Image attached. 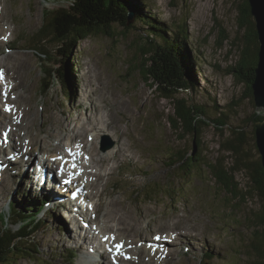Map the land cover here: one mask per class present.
<instances>
[{
    "label": "rangeland",
    "instance_id": "rangeland-1",
    "mask_svg": "<svg viewBox=\"0 0 264 264\" xmlns=\"http://www.w3.org/2000/svg\"><path fill=\"white\" fill-rule=\"evenodd\" d=\"M0 1L4 4V7L0 6L4 8L6 13L0 20H4L2 22L4 26L0 25V28H2L0 39L3 41L9 39L10 44L16 45L10 40L12 35V39L17 38L15 39L17 43L21 42L18 43L20 48L6 49L5 53L15 52L12 55L14 60L24 65L23 73L25 77H23V84L26 89L25 95L30 98V103L24 105L20 99L14 104V100L8 97L7 100L10 103L7 102V108L2 109H8L6 111H9L11 106H15L19 115H26L31 105L36 129L51 128L53 122L55 125L54 131L57 129L60 131L63 126L71 130L73 126H78L84 122L85 120H82L85 116L84 111L89 115L92 106L97 105L101 109L106 105L102 109V113L108 112L110 114L108 119H111L109 127L111 130L98 133L90 132L88 134L87 138L89 140L93 139V142L97 143V151L95 150V144L92 143L87 148L88 151L86 149L83 151L82 164L73 168L74 171L77 170L78 166L83 165H91L94 170L97 169L90 163V149L94 148L95 153H97L96 156L104 155L99 149L100 139L103 136H107L114 141V147L110 149L112 151H115L119 144L114 132L121 143L132 146L121 145L120 151L115 154L129 155L130 158H133L132 155L134 154L135 158L130 164H113L110 161V164L107 165L111 168L105 169L108 157L98 161L100 169L104 172L108 173L114 169L113 178L115 180H113L112 185L106 187V192H109L110 195L113 193L112 200L115 201V205L110 207V198L104 195L99 196V193L93 189H91V192L86 185L85 193L94 205V212H88V214L93 216L95 214L97 222H99L100 215L107 221L108 213L112 217L111 212L120 209L129 212L128 217L141 219V222L143 221L145 224L150 221V228L145 231L142 239H126L128 242L133 240L152 241L151 238L153 237L150 236L152 235L150 233L157 234L156 236L161 234L163 227L158 225L162 224L164 218L180 216L182 218L180 222L185 223L184 226H195L194 232L196 230L197 232L193 235L198 238V243L202 246L205 245V247L201 251L196 250L190 253V247L187 244L179 245V240H174L172 243V235L169 230H166L163 235L167 244L165 247L168 250L164 251L167 252V255H162V258H168L166 260L170 262H166L170 264H255V262L263 264L264 257L261 258L254 252L252 244L256 242V236L264 242V224L261 226L260 219L256 217L260 212H264V200H261L255 192L252 196L245 194L244 200L234 198L233 195L224 192L219 187L207 167H202L196 171L194 169L185 181L177 179V177H181L182 173L175 172L174 167H168L167 162L170 159L165 161L162 157L168 153V150L181 152L184 149V151H189L188 155H190L192 153L190 151V148L192 150V143L189 136L179 139V135L170 128L168 116L172 114L171 103L167 99L161 98L156 88L150 85V81L147 82L144 79L143 67L139 66H143L145 62L137 51L138 46L142 44L138 40H145L140 26L134 30H126L118 25L111 26L110 34H92L79 43L73 56L61 57L56 53L57 43L49 40V35H42L39 32V28L43 24L42 11L45 9L47 13H50L55 9H68L72 5V0H51L49 3L40 0ZM141 1L154 17L160 19L161 22L163 21L169 30L175 31L174 34H176L178 41L186 40L190 54L192 56L196 55L200 61V63H196V70L201 71L196 89L192 92H180L178 98H188L190 104L203 108L206 113L205 118L210 122L217 123L218 118L222 119L223 123H220L222 125L209 124L210 126H204L201 133L204 143L200 149L204 150L207 163H214L217 160L220 162L225 161L226 165L231 163L232 160L227 158L230 155L228 152L222 151V145L234 137L230 134V131L234 128H240V134L242 133L244 138L243 149L248 154V160H257L260 156L255 145V131L253 130L255 129V123L252 117L254 114L261 116V112L255 109L254 101L248 95L247 72L235 74L229 71L236 67L241 60L242 50L246 45L247 31L246 29H239L237 21L239 17L238 7L242 4V0ZM129 4H132L131 1H129ZM132 17V10L130 9L129 18ZM8 23L11 25H8ZM132 23L133 21L130 19V24ZM8 28H16L15 33L7 36L6 31ZM223 36L226 39L222 40L221 37ZM220 42L221 45H219ZM21 48H25L23 52H20ZM40 54H45V56ZM134 59H136L135 64H140L137 66V71L133 67L128 69ZM63 65L67 70H70L73 66V75H70L69 79L74 78L72 83L74 89L72 96L76 95L73 98L74 101L71 100L70 95L59 88L56 81L54 86L49 90L46 89L50 78H52V73L49 74V71L51 69L59 71ZM42 70L47 71V78L45 77V79ZM83 83L84 88H86V84L93 85L96 88L95 92L92 95H84L81 91ZM3 88L5 87L0 82V91L5 92ZM42 89H44L43 93H41ZM14 91L9 95L14 94ZM17 92L22 93L23 89L19 88ZM1 103L0 100V107H2ZM13 112L15 114L16 111ZM93 114L95 113L93 112ZM1 117L0 113V119ZM93 118L95 119L94 115ZM3 123L5 129L11 128L7 122L3 121ZM0 128L2 129L1 125ZM5 129L1 132H5ZM65 132H69L70 139L71 131L62 130L58 133L55 132L56 137L50 141V144L56 147L54 145L57 144L58 135L61 144ZM2 133L0 135V160L2 161L0 166L2 167V176H4L2 178L6 177V181H10V185L3 186L5 194L0 195V212L7 208L8 202L12 201L14 195H16L14 198L16 203L11 205L17 208L21 207L19 201L21 195L20 192L17 193V185L23 174V166L21 170H16L14 173L8 170L5 171L6 169L3 170V168H7L5 162L8 159L18 158L13 152H17L21 157L30 153L22 154L19 149H27L25 141L31 130L23 127L22 123L21 138H19L21 143L19 145L16 144L14 139H7L8 144L1 140L5 137ZM45 136V133L40 135L43 139L46 138ZM61 138L62 141H60ZM89 140H87V144ZM36 149L39 153L44 154L40 146ZM61 149V151L65 150L63 147ZM7 153H9V156L4 157L3 155ZM60 155L62 154L58 153V157H56L59 158V161ZM64 155L66 154H63L62 158L65 157ZM46 158L49 159L47 156ZM24 163L26 162L17 161L13 165V170L18 169V165ZM58 168H56L54 174L58 173ZM35 169L34 166L33 170ZM16 172H19V175L13 177L12 175ZM60 181L62 182V180ZM0 182L2 183V180ZM107 182H112V180L107 179ZM235 182L239 185V190L244 193L251 189V180L245 172L237 173ZM103 185L104 183H102ZM168 185L173 186L170 193L167 189ZM43 186L51 191L50 186ZM52 192L61 197V193ZM168 194L172 195L173 199H168L165 196ZM66 197L68 198V196ZM55 201L58 200L50 199V203ZM81 201L83 202V200ZM57 207L60 208V213L57 209L58 212H55L57 216L46 218L48 226L51 225L52 228L50 226L49 229L44 227L31 236L29 238L31 240L21 242L19 245L25 246L29 251H25L27 254H24L21 259H18L19 254L17 253L13 257H7V264H42L50 261L53 264H61L64 261L60 256L63 250H76L77 248V244L70 243V241L76 240L75 242H77V239L84 235L86 241L83 239L82 242L81 240L78 246L79 252L76 250L77 255L75 258V264H82L81 261H84V259L81 258L80 251L83 252V258L88 256V246L93 251L91 242L95 243V238L91 242L88 241V238H93V236L91 238V234L94 227L98 228L100 234L103 230L95 222L89 228L85 226L88 232L85 229L82 232V228L80 229L78 226H80V222L86 225L84 220L81 221L80 218L81 220L78 223V218L72 217L71 213L69 214L65 210V207ZM62 209L65 210L64 213ZM96 209H98L97 216ZM58 218L60 221H58ZM63 221H66L68 228L71 229H67L66 232L69 243L63 242L64 233L63 236H60L56 231L57 228L55 229L57 225L62 226L61 222ZM167 221L171 224L170 218ZM257 224L260 226L257 227ZM109 225L112 227L109 232L114 233L115 231L117 235L120 234L123 237L122 232H118L120 231L119 227H122L121 225L118 226L113 220H110ZM184 226H181V228ZM15 227H13V230H15ZM7 228L12 229L10 225ZM97 228H95V233L98 235ZM69 231L71 232L69 233ZM256 231L258 235L255 233ZM107 233L103 234V238L107 239ZM130 233L134 232L129 231L124 234ZM140 233L142 232L138 234ZM186 236L190 237L192 235ZM109 237L112 239L114 235L110 234ZM121 237L117 236V239L123 241ZM164 241L162 238L159 239L160 245H164ZM153 244L157 245L155 242ZM192 244L197 246L196 243ZM35 245L38 246L37 253L33 250ZM130 248L127 246V249ZM147 248L151 249L152 247L145 245L138 250H148ZM131 250L133 249L131 248ZM110 251L112 252V249ZM204 252L212 254V258L209 260L208 258L207 260L204 259ZM201 254L203 255L201 256ZM144 255L150 258V255L146 253ZM138 258L137 263L143 264L141 258L140 260ZM143 260L146 259L143 258ZM154 261L156 262V260ZM88 264L93 263L88 262ZM121 264L124 263L121 262ZM127 264L134 263L129 261Z\"/></svg>",
    "mask_w": 264,
    "mask_h": 264
},
{
    "label": "trees",
    "instance_id": "trees-1",
    "mask_svg": "<svg viewBox=\"0 0 264 264\" xmlns=\"http://www.w3.org/2000/svg\"><path fill=\"white\" fill-rule=\"evenodd\" d=\"M72 2L68 9H55L50 13H45L42 28L39 31L42 35H49V40L57 43V52H55L61 57L73 56L72 53L78 44L92 34H110V27L114 25L121 26L126 30H134L140 26V29L143 30L145 40H138L142 44L138 46L137 51L145 63L143 66H139L140 64H135L136 59H134V64L131 62L128 69L133 67L137 71V66L143 67L144 79L147 82L150 81V85L156 88L160 97L167 99L172 105V114L168 116L170 128L179 135V139L186 136L191 138L192 150L190 148V151L192 153L190 155H188L189 151L183 149L181 152L168 150V153L162 156L165 161L170 159L167 162L168 167H174L175 172L182 173L181 177L179 176L177 179L185 181L194 169L196 171L207 167L219 187L224 192L233 195L234 198L244 200L245 194L252 196L255 192L261 200H264V169L261 166L260 157L255 161L248 160V154L243 149L244 138L242 133L240 134V128L232 129L230 134L234 137L222 145V151L228 152L230 155L227 156L232 160L230 164L226 165L225 161L218 160L214 163H207L204 150L200 149L204 143L201 136L204 126H210L209 124L212 123L219 126L223 122L221 118H218L217 123L208 121L203 108L190 104L188 98H178L180 92H192L196 89L199 76L196 63H200V61L196 55L190 54L186 40L178 41L174 34L175 31L169 30L163 21L154 17L140 4V6L132 5L133 19L129 18L130 9L124 0H72ZM136 2L139 3V1ZM238 10V27L247 31L246 45L242 50L241 60L236 67L229 71L235 74L247 72L248 95L253 100L251 85L255 78L254 69L258 60L259 43L255 22L250 14L247 0H242ZM130 19L133 21L132 24H130ZM221 38L222 40L226 39L225 36ZM66 70L64 65L59 71L51 69L49 74L52 73V78H50L48 87L46 85V89L49 90L54 86L55 81L63 91L67 89L69 83L66 78V73H68ZM67 75L69 76V73ZM252 119L256 123L264 118L254 114ZM253 130L255 131V129ZM239 172L247 173L251 180V189L246 193L240 191L239 185L235 182L236 174ZM167 189L170 193L173 186L168 185ZM165 196L168 199H173L172 195ZM26 204L25 201L22 202V205ZM12 214L11 225L15 227L18 226V222L21 224L16 230L8 229L3 219H0V264H7L6 258L13 257L15 253L19 254L18 259L27 254L25 251H29V249L19 244L31 240L29 238L41 231L43 227L41 222L36 223L35 219L28 217V214L22 212V209L19 213L13 211ZM256 217L260 219L262 226L264 212H260ZM260 225L257 224V227ZM252 245L254 252L263 258V240L256 236V242H253ZM37 249L38 246H33L35 253H37ZM255 264L258 263L255 262Z\"/></svg>",
    "mask_w": 264,
    "mask_h": 264
},
{
    "label": "bare ground",
    "instance_id": "bare-ground-1",
    "mask_svg": "<svg viewBox=\"0 0 264 264\" xmlns=\"http://www.w3.org/2000/svg\"><path fill=\"white\" fill-rule=\"evenodd\" d=\"M0 5H2L4 7V4L1 3V1H0ZM0 15H1L0 20L6 15L4 8L2 9ZM9 25H11V24L9 23ZM1 29L2 28H0V35L2 34ZM15 31L16 30L14 28H9L6 31V34H7V36L10 34H14ZM19 45L20 44H16V45L10 44L9 39H4V41L0 39V55H1L0 56V75H1L0 82H1L2 86L5 87V88H3V89H5V92L0 91V95L3 97L2 98L0 96V100L1 101L3 100L6 108L8 106L7 102L10 103V101L7 100L8 97L11 100H14V102H13L14 104H16L17 100H19V99L24 103V105L25 104L27 105L28 103H30V98H27L25 95L26 89H25V86L23 84V80H24L23 77H25V75L23 73L24 65L22 63L16 61V60H14V57L12 55L15 52H12L9 54L7 52L5 53V51H4L5 49H8V50L18 49V48H20ZM24 49L25 48H21L20 52H23ZM19 88L23 89L22 93L17 92V89H19ZM95 89L96 88L93 85H87V84H86V88H84V83L81 86V91L84 93V95L85 94H91L92 95L95 92ZM13 91H14V94L9 95ZM71 100L74 101L73 99H71ZM105 106L106 105H104L101 109H99V107L97 105L92 106V108H91L92 111L89 115L86 111L84 113L85 116H83L82 120H85V121L82 122L81 124H79L78 126H73V128H71V130L67 129L66 126H63L60 131H62V130L71 131V135H70L71 140L69 139V134H68L69 132H65L63 141H62V138L60 139V141H62V143L60 144V142H59L60 136L58 135L57 140H56L57 144L54 145L58 148V152H57V148L53 147L50 144V141L56 137L55 132L58 133L60 131H58V129L54 131L55 125L53 122L51 123V128H48V129L47 128L46 129L38 128V129H36L35 123H34L33 111H32L33 108L31 105L29 106V110H28L26 115H24V114L19 115L17 113L18 109L15 108V106H11V110H9V111H6V110H3L0 108L1 109L0 113L4 119L3 121L7 122L9 124V126L11 127L8 130L5 129L4 123H3L2 117H1L0 125L2 126V129L0 128V135L2 133L1 131L3 129H5V132H3L5 135L4 141L7 143V139H9V140L14 139L16 144L19 145L21 143L19 138H21L20 131L22 129V123H23V127L27 128V130H31V133H29V135L27 136L26 141H25V145H26L27 149L26 150L19 149V150L21 151L22 154H27L30 152L27 155L28 157H30L34 153L39 154L36 156V159H39L42 155V157L37 161V163H36V160L33 162L26 160V163L19 164L18 169H14V170H13V165H15V163H17V161H19V160L14 161V158L9 157L10 159H8L5 162V164H7L6 165L7 170L11 173H14V171L21 169L22 166L24 167V168L22 167L23 174H22L21 178L19 179V183L17 185V193L18 192H21V193L25 192V189H26L25 188V181H27V183L30 186H33L44 197H46L48 199L58 200V201L54 202L57 206L63 207L62 206L63 202L62 203L60 202L61 199H64V198H66L67 200L69 199L68 200L69 203L67 201H65L66 203L69 204V207L65 206V210H67L69 214L71 213L72 217H75L76 219L78 218L77 219L78 223L80 222L81 219H82L81 221L84 220V223L86 224V225H84V229L87 232H88V230H87V228H85V226L86 227L88 226V228H89V226H92L93 223H95V222L98 223V225L100 226V229L103 230L102 231V238H103V234H106V232H109L112 229L111 225H109L110 220L115 221L118 226H120V225L122 226V227H119L120 231H118V232H122L123 237H121L120 234L117 236L121 237V239L124 241V242L123 241H121V242L124 243V248L127 249V246H129L131 248L133 246H135L137 241L133 240L131 242L130 241L128 242L126 239H129V240H130V238L131 239L132 238L142 239L143 235L145 234V231L150 228V221H148V224H145L143 221L141 222V219L139 220L137 218L128 217L129 212L122 211L120 209H116V210L111 212L112 217H110V213H108V220L107 221H105V219H103V217L100 215L99 216V222H97L95 219V214H94V216L91 214H88L87 207H86V205L84 206L85 201L88 199V195H86V193H85V187L88 186L87 188H89L90 191H91V189H93L94 191H97L99 193V196L104 195V196L110 198L111 203L109 204V206L113 207L115 205V203H114L115 201L112 200L113 193L111 192L112 195H110L109 192H106V189H107L106 187L109 185H112L113 180H115L113 178V175H114L113 170L114 169L112 171L106 173V172H104V170L100 169L98 161L108 157V163H106V165L110 164V161L113 164L114 163L130 164V162L134 160L135 155L134 154L132 155L133 158H130L129 155L120 154V153L115 155L117 152L120 151V149L122 147L121 145H125V144L121 143L119 141L116 133L113 131L114 136L117 138L118 143H119L117 146V149H115V151L110 150V151L104 153V155L101 154V155L96 156L97 153H95L94 148L90 149V155H89V159L91 160L90 163L94 166V168L97 167L96 170H94L91 165L78 166L76 171L73 170V164L75 165V167H77V165H79V164H82L81 157H83V151L85 149H86V151H88L87 148H89V146L92 143H94L93 139L89 140V138H87L88 134L90 132L98 133V132L111 130V128H109L111 119L110 118L108 119L110 114L108 112L102 113V111H103L102 109H104ZM14 110L16 111L15 114H13ZM93 112L95 113V114H93L95 116V119L93 118V115H92ZM97 118L100 121L96 120ZM108 121H109V123H108ZM32 132H35V133H32ZM43 133L46 134V136H45L46 138H44V139L40 137V135ZM16 137H18V138H16ZM90 137L94 138V136H91V135H90ZM87 140H89L88 144H87ZM96 144H95V150H96ZM38 146L41 147V150H43L44 154L49 159H47L44 154L39 153L38 149H36ZM125 146L129 147L130 145L127 144ZM62 147L66 150V152L61 151ZM130 147H132V146H130ZM76 148L79 151H81L80 156H74ZM34 149H35V151H33ZM31 151H33V152H31ZM70 152L72 153L71 155L69 154ZM13 153H15V152H13ZM58 153H61L62 155L63 154H66V155H64L65 156L64 158H62V155H60L59 156L60 161H59L58 158H56V157H58L57 156ZM3 156L8 157L9 153H7ZM95 156H96V158H95ZM0 163H2L1 160H0ZM26 165H28V166H26ZM34 166L36 167L35 170H33ZM28 167H30L32 171L28 170ZM62 167H63V171H61ZM101 167H103V166L101 165ZM56 168H58V170H57L58 173L54 174L53 172H55ZM88 168H90V170H88ZM103 168H105V167H103ZM110 168H111V166L107 165L105 169H110ZM112 168H113V166H112ZM52 174H53V176H51ZM70 174H71V176H70ZM2 177H4V176H2V167L0 166V180H2V183L0 182L1 183L0 184V195L5 194L3 186H6L7 184L10 185V181L8 182V181H6V177L4 179ZM69 179H70V183H64L63 182V180H69ZM107 179H111L112 182H107ZM60 180H62V182ZM79 181H80V183H78ZM102 183H104L103 186H102ZM42 184L50 186L51 191H48ZM99 184H100V187H99ZM69 186H70V189H68ZM101 189H102V191H101ZM30 191H31V187L28 189V192H30ZM52 191H56L57 193H61L62 194L61 197H58V195H56ZM67 193H69V194H67ZM8 194H9V192H8ZM8 194H7V196H8ZM63 195H65V196H63ZM71 195H75V198L78 200L80 199V201L83 200V204L80 207L78 205L76 206V204H74L75 198L70 197ZM15 196L16 195H14V198H15ZM66 196H68V198ZM14 198H12L11 200L16 201V199L14 200ZM51 204H53V203H51ZM65 210H63V213ZM54 214H55V211H54V213L50 214V216L54 215ZM97 215H98V209H96V216ZM65 216H66V214H65ZM169 218H170L171 224L169 223V221H167ZM180 220H182V218L180 216L166 217L163 219L162 224L158 225V226L163 227L161 234L158 235L159 238L157 239V241H155V240L153 241L155 243L157 242L156 246L157 247L159 246V248H160L161 245L159 243V239L162 238L164 241V239H165V237L163 235L164 231L169 230L170 234L172 235L171 238L173 239L172 243L174 242V240H179V245H182V244L186 245L187 244L190 247V251H189L190 253L195 252L196 250L201 251L202 249H204L205 245L204 246L200 245L198 243L199 242L198 238L193 235L194 233L197 232V230H196V232H194L195 226L194 227H189V226L186 227V226H184L185 223L180 222ZM58 221H60L59 218H58ZM66 221L62 222L63 229L65 230L64 231L65 237L63 238V242L69 243V238L66 235V232H67V229H69V230H71V229L68 228ZM143 223H144V225H143ZM47 226H48V224L43 225V227H46V229H49V226L51 227V225H49L48 228H47ZM181 226H184V227L181 228ZM43 227H42V229H43ZM129 231H133L134 233L124 234V233H128ZM70 232L71 231H69V233ZM139 232H142V233L138 234ZM186 235H192V236L188 237ZM91 238H92V235H91ZM94 238H95V243L91 242V240H94ZM102 238L100 240H102ZM83 239H84V235H81L80 238L77 239V242H75L76 240H71L70 243L73 242L74 244H77V248H78V246L81 243V240L83 242ZM89 239L90 238H88V241L91 242V247L93 248L92 252L96 253L97 248L99 247L97 237H93L90 240ZM84 241H86V240L84 239ZM125 241H126V243H125ZM192 243H196V244L198 243V244H197V246H194ZM166 245H167L166 241H164V248H166L165 247ZM78 250H79V248H78ZM143 252L146 253L147 255H150V258L146 257ZM164 253H165L164 255H167V252H164ZM105 254H106V252H104V255L101 254V256H103L102 263L103 264H109V262H108L109 257L107 256V254H106V257H104ZM135 256L137 258L140 257L143 264H161V262L168 259V258H166V259L162 258V254H161L160 250L155 249L152 251V248L148 249V250L136 249L135 250ZM157 256H159V257H157ZM81 258L84 259V261H82V262L87 261V259H86L87 257H85V258L81 257ZM140 258H138V259L140 260ZM143 258H145L146 260H143ZM154 260H156V262ZM144 261H146V262H144ZM166 261L170 262L169 260H166ZM167 264H170V263H167Z\"/></svg>",
    "mask_w": 264,
    "mask_h": 264
},
{
    "label": "water",
    "instance_id": "water-1",
    "mask_svg": "<svg viewBox=\"0 0 264 264\" xmlns=\"http://www.w3.org/2000/svg\"><path fill=\"white\" fill-rule=\"evenodd\" d=\"M250 14L254 19L259 49L257 64L254 69L255 78L251 89L255 109L261 112L264 118V0H247ZM255 145L260 156L261 166L264 169V119L256 122Z\"/></svg>",
    "mask_w": 264,
    "mask_h": 264
},
{
    "label": "snow or ice",
    "instance_id": "snow-or-ice-1",
    "mask_svg": "<svg viewBox=\"0 0 264 264\" xmlns=\"http://www.w3.org/2000/svg\"><path fill=\"white\" fill-rule=\"evenodd\" d=\"M6 110H8V109H6ZM69 154L71 155L72 153L70 152ZM73 167H75L74 164H73ZM61 171H63V167L61 168ZM70 176H71V174H70ZM65 183H70V179L66 180ZM121 247H122V245H119V244L116 245L117 250H119V248H121Z\"/></svg>",
    "mask_w": 264,
    "mask_h": 264
}]
</instances>
